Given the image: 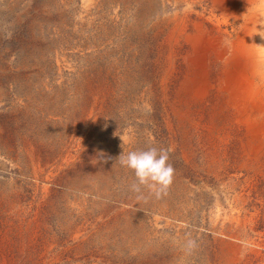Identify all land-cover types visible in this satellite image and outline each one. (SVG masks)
I'll return each instance as SVG.
<instances>
[{
  "label": "rangeland",
  "instance_id": "obj_1",
  "mask_svg": "<svg viewBox=\"0 0 264 264\" xmlns=\"http://www.w3.org/2000/svg\"><path fill=\"white\" fill-rule=\"evenodd\" d=\"M0 264H264V0H0Z\"/></svg>",
  "mask_w": 264,
  "mask_h": 264
},
{
  "label": "clouds",
  "instance_id": "obj_2",
  "mask_svg": "<svg viewBox=\"0 0 264 264\" xmlns=\"http://www.w3.org/2000/svg\"><path fill=\"white\" fill-rule=\"evenodd\" d=\"M171 147L151 146L145 150H133L121 154L119 164L134 173L131 190L140 192L142 188L154 192L157 197L167 192L174 179L175 169L169 162ZM195 246L194 240H188L186 247Z\"/></svg>",
  "mask_w": 264,
  "mask_h": 264
},
{
  "label": "bare ground",
  "instance_id": "obj_3",
  "mask_svg": "<svg viewBox=\"0 0 264 264\" xmlns=\"http://www.w3.org/2000/svg\"><path fill=\"white\" fill-rule=\"evenodd\" d=\"M91 1H93V0H91ZM246 2H247V0H246ZM255 4H256V3H255ZM200 29H201V28H200ZM202 40H203V39H201V42H202ZM193 43H194V42H193ZM196 43H197V42H196Z\"/></svg>",
  "mask_w": 264,
  "mask_h": 264
}]
</instances>
